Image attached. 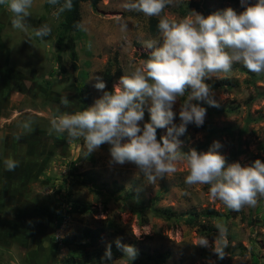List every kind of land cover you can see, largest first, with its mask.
<instances>
[{"label": "rangeland", "instance_id": "1", "mask_svg": "<svg viewBox=\"0 0 264 264\" xmlns=\"http://www.w3.org/2000/svg\"><path fill=\"white\" fill-rule=\"evenodd\" d=\"M92 2L81 1L80 25L84 29L70 33L75 37L76 70L71 68L70 51L57 45L59 18L53 16L54 9H45V0H34L27 32L13 29L12 14L0 6V201L11 196L8 202L14 203L13 209L6 206L12 204H0L9 213L12 211L11 215L5 214L10 222H0V264H31V257L36 264L39 260L64 264L65 259L77 254L82 261L83 251L95 252L86 264H100L108 244L115 264H121L123 252L116 246L117 239L137 249L132 264H264V197H258L255 207L245 206L236 212L211 201L207 185L185 184L182 165L177 166L175 174L153 185L132 163L111 165L108 144L85 157L82 140L49 134L50 117L58 110L79 111L102 95L94 88L93 77L103 79L104 70L109 68L112 80L103 81L105 90L110 91L121 75L146 59L144 54L149 55L145 42L160 38V16L128 11L123 7L127 0ZM187 6L205 16L227 7L237 13L243 10L239 0H182L166 7L161 16L182 18L190 13ZM118 18L127 24V31H121ZM42 24L51 27L50 36L43 40L32 32ZM58 52L66 72L56 62ZM114 56L117 63L113 62ZM117 66L121 68L120 76L115 73ZM218 76L206 83L219 106L193 101L205 107L207 114L201 127L187 126V132L179 138L183 142L181 150L207 151L213 141H219L222 147L218 151L228 163L264 162V74L234 64L230 73ZM212 82L219 86L214 87ZM79 87L88 95V103ZM3 88L6 93L22 92L16 97H3ZM189 92L186 90L185 97L174 106L177 124L179 104ZM63 94L71 102L67 109L60 104ZM26 119H31L32 130L17 142L13 137L20 131L18 124ZM157 131L162 136L166 130ZM9 156L20 161L14 172L4 167L3 161ZM76 159H80L76 162L80 172H95L100 190L96 193L88 186L73 185V196L90 203L92 211L69 213L62 224L55 226V211L60 204L65 207L64 194L71 179L69 163ZM208 210L219 215L210 217ZM217 222L228 229L229 247L223 259H218L210 248L193 245L202 236L211 243ZM82 227L98 230L96 245L65 248L60 244L62 238ZM235 249L240 252L234 254ZM27 250L33 251L29 258Z\"/></svg>", "mask_w": 264, "mask_h": 264}, {"label": "clouds", "instance_id": "2", "mask_svg": "<svg viewBox=\"0 0 264 264\" xmlns=\"http://www.w3.org/2000/svg\"><path fill=\"white\" fill-rule=\"evenodd\" d=\"M55 6L53 16H59L73 7L72 0H46ZM182 0H127L123 7L128 11L145 16H160L159 40L145 42L149 55L129 73L121 75L106 89V83L99 76L94 88L102 95L91 106L79 111H59L50 117L49 134L66 137L68 140L83 141V156H90L102 145H110L111 165L132 163L149 184L158 179L170 177L182 165L186 171L185 184L207 185L208 198L221 202L225 207L239 212L245 206L255 207L258 197H264V162L254 160L250 165L239 161L228 163L218 149L219 141H213L207 151L190 148L182 151L179 139L192 124L201 127L207 114L205 107L193 101H203L218 107L214 93L206 80L218 74H228L234 64H240L249 72L264 74V0H239L243 10L237 13L233 8L203 15L195 10L179 19L161 16L166 7L178 5ZM34 0H0L12 14L13 29L27 32L30 9ZM121 31H127V24L120 21ZM78 28L84 29L78 24ZM41 40L51 34V27L42 24L32 29ZM179 104V124L175 123ZM65 109L71 102L67 95L60 97ZM145 110L148 120H145ZM20 129L13 139L17 142L32 130L31 119L18 124ZM165 134L157 138V130ZM7 172H14L20 161L9 156L4 161ZM185 195L187 193H184ZM216 235L211 241L199 237L195 246L210 248L218 259H223L229 247L228 229L225 224L214 225ZM139 238V236H137ZM116 246L123 252L121 264H132L138 251L131 245ZM111 244L106 245L100 264H115Z\"/></svg>", "mask_w": 264, "mask_h": 264}, {"label": "trees", "instance_id": "3", "mask_svg": "<svg viewBox=\"0 0 264 264\" xmlns=\"http://www.w3.org/2000/svg\"><path fill=\"white\" fill-rule=\"evenodd\" d=\"M81 1H85V0H72V3H73L72 9L70 11H65L59 16V23L57 26V30H58L57 45L59 48L64 47L70 51L69 55H70V60H71V68L73 70L77 69L76 62H75L77 60V52L75 50V37L71 36L70 33L78 32L80 30V28H78L77 25L81 23V11H80ZM92 1L94 2L95 0H92ZM61 2H63V0H61ZM44 6L47 11L50 9H54V11L56 10V7L49 5L46 2V0L44 3ZM190 10L191 8L187 6L186 11L188 12ZM158 23L159 21L157 22V24ZM143 57L147 58L148 55L144 54ZM55 59H56V62L58 63L59 68L62 70V72H66V68L63 66L62 55L60 54V52L56 54ZM113 62L117 63L116 56L113 57ZM115 73L118 76L121 75V68L119 66L116 67ZM103 79H105L106 81L112 80V75L110 73L109 68L104 70ZM211 85H213L214 87L219 86L217 82H212ZM78 89L82 91V94L84 96V102L88 103L89 102L88 95L83 92L81 87H79ZM210 130L214 131L212 129ZM160 136L161 135H159L157 131V138L159 139ZM79 160L80 159H76L75 161H71L69 163L68 173L71 176V179L68 181V186L64 194V197H65L64 206L65 207H63V205L60 204L59 208L55 211V214H54L55 226H59L60 224H62L64 218L69 213L86 214L92 211V206L90 203L85 202L79 197L73 196V191L71 190V187L73 185L75 184L85 185V186H88V188H90L91 190L95 191L96 193H99L100 187H99V184L97 183L95 172L91 170H85V171L80 172L76 165V162ZM66 204L68 207L66 206ZM206 213L209 214L210 217H216L219 215L217 212L213 210H208ZM98 238H99V233L97 229H92L90 227H82L76 233L66 235L64 238H62L60 240V244L65 248H70L71 246H76V248L92 247L97 244ZM24 246L27 247V244H25ZM83 252L84 254L82 255L84 259H82V261L76 257L79 255L77 254L75 257L71 256L65 259L64 264H86L87 261L91 259L90 257L95 254V252L93 253L89 251H83ZM31 253H33V251L29 250L28 254L31 255ZM158 256L161 258L164 257L163 254H160ZM30 259H33V257H31ZM39 259L40 258H38V260ZM39 264H44V263L39 260Z\"/></svg>", "mask_w": 264, "mask_h": 264}, {"label": "crops", "instance_id": "4", "mask_svg": "<svg viewBox=\"0 0 264 264\" xmlns=\"http://www.w3.org/2000/svg\"><path fill=\"white\" fill-rule=\"evenodd\" d=\"M1 38V37H0ZM11 198V196L10 197H8L7 199H2L1 201H0V204H12V205H6L7 207H11L12 209L14 208L13 206H14V203L12 202V203H9L8 202V200ZM7 209L4 207V205L3 206H0V222H2V223H8V222H10L11 221V219H9V218H7L6 216H5V214L6 215H11V212L9 213V211H6ZM6 221H8V222H6ZM30 253V252H29ZM28 255V258L30 257V255L29 254H27ZM30 262H31V264H33V263H35L36 264V262H33L31 259H30ZM33 262V263H32Z\"/></svg>", "mask_w": 264, "mask_h": 264}, {"label": "flooded vegetation", "instance_id": "5", "mask_svg": "<svg viewBox=\"0 0 264 264\" xmlns=\"http://www.w3.org/2000/svg\"><path fill=\"white\" fill-rule=\"evenodd\" d=\"M22 91H17V90H11L9 91V93H6V90L3 88L2 90V96L5 97V96H8L9 98H11L12 96L13 97H16L15 95H20ZM36 93H39L38 89L36 90V92L34 93V95L36 96ZM4 172V170H3Z\"/></svg>", "mask_w": 264, "mask_h": 264}, {"label": "water", "instance_id": "6", "mask_svg": "<svg viewBox=\"0 0 264 264\" xmlns=\"http://www.w3.org/2000/svg\"><path fill=\"white\" fill-rule=\"evenodd\" d=\"M239 252H240V249H235V250L233 251L234 254H237V253H239ZM223 264H225V261H224Z\"/></svg>", "mask_w": 264, "mask_h": 264}]
</instances>
